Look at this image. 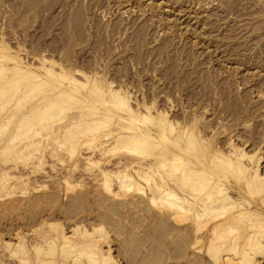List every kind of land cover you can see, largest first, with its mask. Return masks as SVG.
<instances>
[{
  "label": "rangeland",
  "instance_id": "obj_1",
  "mask_svg": "<svg viewBox=\"0 0 264 264\" xmlns=\"http://www.w3.org/2000/svg\"><path fill=\"white\" fill-rule=\"evenodd\" d=\"M2 38L5 42L8 40L9 46L15 49L9 54L19 63L31 64L33 69L40 71L59 88H66L77 96L88 99L91 105L112 115L110 128H116L115 121L119 115H127V111L119 110L110 102H103L104 95L91 84L78 83L76 87L69 85L73 77L78 78L80 75L75 69L98 77L100 85L105 88L104 93L108 91V84L115 80L116 87L123 85L129 99L133 97L131 99L134 101L130 99L132 106L141 101L140 110H144V105H151L152 102L153 113L168 111L171 119L176 118L180 124H186L188 131L192 129V134L194 130L198 140L202 142L196 146L201 147L197 151L192 146L191 149L180 150L174 141L170 145L193 160L198 167L216 171L217 167L211 161L213 151H229L231 147H228L234 144L237 151L244 149L248 154L255 153L251 163L259 165L260 173L264 174V0H0V39ZM42 54L57 60L53 67L56 78L38 67L37 57ZM3 62L14 63L13 60ZM61 71L65 74L64 78ZM79 77L81 78L78 80H83L81 75ZM3 78L0 75L1 82ZM8 85L5 90H8L9 95L0 98L1 125L11 118L9 114H20L29 109L42 95L50 98L54 95V91L42 92L39 89L38 93H33L37 97L31 94L29 98H24L25 101L21 98L22 102L21 93L15 90L17 86L20 89L19 82L17 85ZM11 86L12 91H9ZM13 91L19 92V97L15 93L16 99L12 96ZM5 96L9 103L4 101ZM68 100H65L66 104L70 103L68 111L66 108L64 111L61 109L62 112L59 110L61 118L57 116L53 124V120H49L46 125L50 122L55 128L64 126L69 123L70 117L88 109L82 107V104L80 106L76 100ZM65 103L63 105L66 107ZM1 106L5 108L2 109ZM43 109L44 107L40 112L46 114L41 111ZM38 110L37 108V114ZM30 112L32 114V110ZM36 115L34 111V116H30ZM40 115L42 114L35 118L41 122L36 119L34 122L32 118L27 125L37 123L36 128L43 126L46 118H40ZM47 115L48 118L51 117ZM17 117L11 121L10 126L7 125V130L3 129L5 132L0 131V139L8 132L14 134L15 128L18 129L20 124L31 118L28 116L26 121L20 122L16 121ZM27 125H24L26 129L35 128L34 125ZM46 125L45 131L40 129L42 134L37 137V142L42 143L43 147L36 149V146H32L31 150L26 149L31 154L24 151L23 158L19 157L20 144L17 147L11 146V151H8L9 148H5V152L0 151V163L13 167L11 171L14 174L15 171L37 170L25 184L14 182L13 188L10 185L5 190H0V257L3 256L0 264H19L12 247L21 234L25 237V243L30 241L31 244L46 235H60L65 229L70 237L80 240L82 235L72 233L73 228L79 225L92 232L94 227L100 229L101 226V231L98 232L103 234L102 246L104 249L111 247L112 256L120 264H212L206 252H197L193 248L195 238L205 233L204 228V232L202 229H199L201 232L193 229V211L182 210L190 212V215L184 212L182 214L181 209L178 208V211L177 207L173 208L174 205L172 211L168 203L164 205L160 201H150L140 190L151 185L148 186L147 180L138 181L142 187L135 183L139 188L134 184L132 187L127 185L121 188L122 197L113 199L108 186H104V181L90 182L87 177L88 171L95 170L97 164L92 168L89 164V169L85 162H78L77 171L70 179L71 184L57 177V171L62 173L73 163L67 158L69 153L77 155L90 152L101 140L99 142V139H93L92 136L80 138L75 130L76 134L71 135L70 140L75 138L72 142L77 149L72 145L76 152H72L71 148L72 153H68L72 142L63 137L56 143L55 135L58 133H54L52 129L46 130ZM21 126V130H15V133L24 135L25 131L22 132ZM199 130L202 131L201 134ZM51 134H54L53 137ZM76 138H80L77 139L78 143ZM86 139L96 140L95 143L92 142L95 147L91 145L89 148L91 142ZM49 143L52 145H49L50 150ZM185 146L184 142V148ZM38 149L42 150V154ZM119 149L109 151L106 156L112 161L137 156L126 149ZM201 150L203 153L205 150L206 156L200 153ZM18 151L20 153L17 154ZM46 151H50L49 154ZM16 158L18 161L15 162ZM243 158L245 160L246 157ZM81 172L86 174L84 181L79 177ZM232 173L223 172L226 181L240 190L241 195L252 202L254 208H264L260 200H255L256 194L252 190L254 184L248 187L242 173ZM181 182H185L183 186L188 184L186 181ZM192 183L191 189L189 185L184 187L189 188V193L193 194ZM115 187L116 185L112 186ZM177 188L178 194L183 196L184 192ZM233 193L236 195V192ZM255 202L261 206L258 204L255 207ZM220 217L222 216L219 215L215 220ZM48 223H57L58 226L52 228ZM198 245L204 250L206 241ZM30 264L36 262L32 261Z\"/></svg>",
  "mask_w": 264,
  "mask_h": 264
},
{
  "label": "bare ground",
  "instance_id": "obj_2",
  "mask_svg": "<svg viewBox=\"0 0 264 264\" xmlns=\"http://www.w3.org/2000/svg\"><path fill=\"white\" fill-rule=\"evenodd\" d=\"M6 42L4 38L0 39V58L3 59V60H0V75H1V78L4 77L2 82L0 81V98H2L6 94L7 96L9 95L8 90H5L7 89L5 86H7L8 84L11 85L12 83L13 85L14 84L17 85L18 82H19L20 89H18V86H17L16 87L17 89L15 90H18L21 93L20 100L22 98V100L25 101L26 99L24 98H29L31 94H33L35 91L37 92V90L39 91V89H42V92L49 91V90L54 91V95L51 98L49 96L42 95L41 96L42 98L40 97L37 101H35L34 104L32 103L29 109L27 108L20 114H16V113L9 114L11 116L9 120L8 118L6 119L4 118V120H8L9 123L8 122L6 123V121L5 123L2 122L3 124L2 125L0 124V131L5 128L7 130V125L9 124L10 126L12 124L11 121H13L14 118H16V116H18L17 117L18 120L16 121H20V122L21 120L26 121L29 117H31L26 121V123L25 122L23 123L24 125L29 124L28 121L29 120L31 121L32 118H34L32 119L34 121L36 119L35 117H37V115H39L40 113L42 114L40 115V118H41V116H43L44 113L40 112V109H42L43 107L44 109L41 111H45V107H47L46 108L47 111L45 112L46 114H49V117L51 116L50 117L51 119H50L48 118V115L46 116V114H44L45 116L43 117L46 118L45 120L43 119L45 121L44 125H46V122H48L49 120L50 122L51 120H53L52 121V124H53L57 116H60L58 118H61V114L59 113V110L60 112H62V110L64 111L66 108V111H68L67 107L69 106L70 103L66 104L65 100H68L69 98H70L69 100H72V99L74 101L76 100L77 101L76 103H78L80 106L84 105L82 107H85L88 109L83 110V111L81 110L76 115L70 117L69 123L65 124L66 126L61 125L60 127L57 128V126L55 125L56 126L55 128L54 125H50L51 123L49 122L48 125H46V130L52 129L54 133L56 134L58 133L57 135H55L56 143L59 139H62L63 137L70 140V137L72 138L73 134H76V132H78L77 133L78 136H81L80 138H82V136H92L93 139H99V142L100 140L101 142L100 144L99 142H97V144L99 145H96L95 147V144L94 146L92 145V142L94 141H88L86 139L88 142H91V144L88 143V145L90 144L89 148H91L92 146L95 148L90 152H86V153L81 152L75 155V154L69 153L72 150H73L72 152H74V150L76 152L77 148L72 142L74 141L73 139L75 138L70 140L72 143L69 142L71 146L69 147L70 150L67 152L70 155L68 154L67 158L71 159L73 163L71 164L69 168L67 167L68 169L65 168V170L62 171V173L60 172L58 173L57 171L55 174L57 177L63 179L66 183L69 184L72 181V180L70 181V179L73 177V174H75L76 173L75 171H77L76 169L78 168V162L80 161H82L83 163L85 162L88 165V168H89V164L91 168L92 166H96L94 164H97L98 167L95 170L88 171L87 177L89 178L90 182L104 181L103 182L105 183L104 186L106 185L108 186L109 192L111 194V198L113 199L122 197L123 193L121 195V192H122L121 188L127 185L131 186L132 184L136 186V184L137 185L140 184L138 183V181L141 182V181L147 180L146 182L148 183V186L149 184H151L149 186L151 188L148 187L149 189L148 188L143 189L141 184L138 186L142 187L140 188V190L142 189V191L144 192L143 194L150 201L156 202V203L160 201L159 203H163L164 205L165 203L166 204L168 203L169 205H171V210H172V206L174 205L173 208L176 209L177 207V210L178 208L181 209V213L184 211H193V215H192L193 216V229L194 230L202 229L203 232L205 229V233L203 235L201 234L202 236H197V238H195V241L193 243V248L197 252H202V251L206 252V255L211 260L212 264H226V263H229V264L230 263L231 264L232 263L234 264H264V212H263L264 208L263 207L254 208V206L252 205L253 203L249 202L246 198H244L241 195L240 190H237L234 187H232L226 181V176L223 174V172H229V173L233 172L232 174L234 175L235 171H239L240 174L242 173L243 177L246 178L245 183H247L248 187L254 184V186H252V190L254 191L253 193L256 194L255 200H257V202L258 200H260L264 204V176H263L264 174L262 175L261 174L262 172L260 173L259 165L251 163L254 159L253 155L255 153H253V155L248 154L247 152H245L244 149L237 151L238 149L235 147V145L231 144L230 142L231 145L228 148L230 147L231 148L228 149L229 151H225L224 149L222 150L215 149L212 153L213 155H212L211 161L213 164L216 165L217 167L216 171H210L208 168H200L196 165V163L193 160L187 158L182 152H179V150H177L174 147H171L170 145L171 144L170 142L174 141L175 142L174 144H176L180 150L184 151L187 149H191L190 147L192 146L193 149L197 151L201 147L196 148V146H198V144H202V142L198 140L194 130L192 134V131H191L192 129L188 131L186 124L184 126L180 124L177 120H175L176 118H174V120L171 119V116L168 113V111L163 110V111H158L156 113H153L152 112L153 105L150 100L149 101L151 102V105H149V103H147V105H144L145 107L144 110H140L141 101L137 102L135 106H132V104H130V99L133 97L129 99V94H127L126 90L125 91L123 90L124 86L122 84L121 85L123 87L122 86L120 87V85L119 87H116V85H114L116 84L114 82L115 80H113V82H110L108 84L107 86L108 91H106L107 93H104L105 88L102 85H100V81L98 77L94 75H90L84 71H80V69L79 70L75 69L82 76L83 80L81 79L78 80V78H81L79 77L80 75L78 76V78L73 77L71 79V83L73 84L68 83L69 85L76 87L78 83H81L83 85L91 84L93 85L94 88H96L97 90H100L99 92L100 94L104 95L103 102L105 101L110 102L119 110L121 109V110L127 111V115L125 116L119 115L118 119L115 121L116 128H110L113 122L112 115L106 112H102L100 110L101 108L96 105H91L88 99L83 98L81 96L79 97L66 88H59V86L55 85L53 82L48 81V79L40 71L33 69L31 67L32 66L31 64L26 63V62L19 63V61H17L13 55L9 54L10 52H12L13 48H11L12 46H9L10 43L8 44L9 42L8 40H6ZM37 54H40V53H37ZM7 60H13L14 63L7 64L3 62ZM37 60L39 62L38 67L40 69L45 70V72L52 75L53 78L56 76V74L53 72V67L55 64H57V60L52 59V57L48 58L46 57V55L44 56L43 54L42 56L37 57ZM62 62L63 61H61L60 63L62 64ZM61 68L64 70L63 67ZM57 73H59V68H58ZM60 74L62 78H64L65 74L62 73V71L60 72ZM61 76L59 77L61 78ZM115 77L117 78V76ZM109 80H111V78L108 79V81ZM9 91H12V86L10 87ZM19 92L15 91L14 93H12L14 94L12 96H15L18 93V97H19ZM7 96H5L4 101H7L6 100L8 99ZM10 96H11V93H10ZM16 97L17 96H15V99ZM4 101L3 103H5ZM12 101H14V99ZM78 101L81 103H79ZM131 101H134V100L131 99ZM64 103L66 107L63 105ZM24 104L26 103L24 102ZM1 107L2 109L5 108L4 106H1ZM37 108L39 109L38 110L39 114H37ZM31 110H32V114L30 112ZM12 111H14V109ZM34 111H35V115L37 114L35 117H33ZM30 115H33V116H30ZM193 121H194V118H193ZM20 122L19 123L17 122V123L20 124ZM23 124H20V125L23 126L22 132L25 131L24 135L23 133L22 134L20 133L21 135L15 133L17 130H21L20 125H19L18 129L15 128L16 131L14 130L13 132L14 134H9L8 132V134H6L4 138L1 137L0 151L2 150L4 151L5 148H9L8 151L9 150L11 151L10 149L11 146L17 147V145L20 144V147L19 146L18 147L19 149H21L20 151L21 156L19 155V157H22V154L24 153V151L29 152L26 149L30 148L31 150L32 146L34 147L36 146L35 147L36 149L39 147L40 148L43 147V145H41L42 143L37 142L39 141L37 140V137L38 135L40 136L42 134L40 129H44L45 131V128H44L45 126L43 125L41 126L42 128L40 126H39L40 128H36L37 123L36 124L34 123L35 125L31 123L32 125L31 124L30 125L31 126L34 125L35 128L30 127L32 129L30 128L26 129L25 128L26 126H24ZM39 124L42 125V123H39ZM30 125H27V126H30ZM75 130L76 132H74ZM199 132L201 134L202 131L199 130ZM74 136L76 137L77 135H74ZM80 138H76V143H78V140ZM184 142L186 144L185 148H184ZM204 143H205V139H204ZM49 145L51 144L50 143L48 144V149H49ZM119 148L126 149L134 154H137V156L136 157L134 156V158L132 159H127L126 157H125L126 159L118 158L117 161H112L106 156V154L109 151H113L115 149L118 150ZM38 150L39 152L42 151V150L40 151V149ZM38 150L36 151V153L38 152ZM223 150L225 152H223ZM203 151L204 153L202 152V150L200 151V153H203V156H206L204 155L205 150ZM20 152L18 151L16 153L18 154ZM49 152L47 153L49 154ZM26 154L25 156L28 155ZM37 155L39 157L38 160H40V156L38 153ZM243 157H246L245 160ZM17 158L15 162L18 161ZM36 160H37V157H36ZM93 162H96V163H93ZM36 166H38V164ZM12 168L13 167H9L8 165L3 166L1 164L0 166V186L2 187V189H0L1 191H3L4 188L9 187L10 185L12 187V185H14V182L15 184L18 182H23L25 184V181L28 182L29 180H31V177H32L31 175L34 172H37V170H35L34 168V169H30L27 171H21V172L15 171L16 174H14V171L13 172L11 171L14 169ZM31 168H33V166ZM83 171L86 172V170L84 169ZM85 175L86 174H83V172H81L79 177L83 180L84 179L83 177H85ZM223 175L225 177H223ZM236 175L237 174H235V177ZM188 180L190 181L188 182ZM179 181L180 182L186 181V183L188 182V184H184V186L188 187L189 185V188H190V184L192 183L191 181H193L192 183L193 185H191L193 194L191 192L189 193V190L191 188L190 189L188 188L189 189L188 190L186 189L187 187L183 186V183L185 182L183 183L181 182L182 184H179L180 183ZM114 185H116V187L112 188V186ZM138 186H136V188ZM177 187L182 192H184L183 196H180L178 194L176 190ZM183 187L186 190H184ZM233 192H236V195ZM190 194L193 195L191 196L192 198L189 196ZM250 200L252 201V198H250ZM257 202H255V207L259 204ZM166 206H163V207H166ZM184 213H188V212H184ZM219 215H221L222 217H220L218 220H215L216 217L217 218L219 217ZM48 224H50L48 226L52 228H55L58 226L57 223H48ZM75 227L73 228L74 230H72V233L80 234L78 236L82 235L80 240L78 239L75 240L73 239V237H70L68 234H66V232L64 231L65 229L63 228L64 230L60 233V235H54V236L46 235L43 237L40 236L42 238L40 241L37 239L36 240L37 242H34V243L31 242V244H29L30 243L29 241L28 243L29 245L25 243L24 241L25 237H23L22 234L19 233V235L20 234L21 235L20 236L18 235L19 240L16 243V245L12 247L11 246L12 242L11 244L10 243L8 244L9 246L13 248L12 251L14 252V255L16 253L17 258L19 260V264H30L32 261L36 262V264H43V263L47 264L48 262L49 263L53 262L52 264H120L112 256L111 247H107L108 249H104V247L102 246L101 238H103L102 237L103 234L99 233L101 231V226H100V229L97 227L95 229L94 227L93 228L94 232L88 230L87 228H81L80 225L76 228ZM195 232L198 233V231H195ZM205 241H206V247L203 250L202 246H199L198 244L200 242H205ZM50 253L54 254L52 255L53 257L51 256ZM2 260H3V256L0 257V262Z\"/></svg>",
  "mask_w": 264,
  "mask_h": 264
}]
</instances>
